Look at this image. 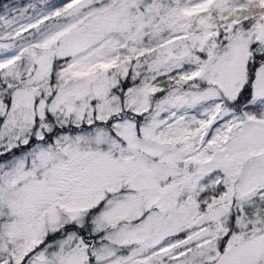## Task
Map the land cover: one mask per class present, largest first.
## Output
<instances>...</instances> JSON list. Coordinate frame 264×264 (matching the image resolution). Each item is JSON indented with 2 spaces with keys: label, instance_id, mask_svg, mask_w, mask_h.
I'll return each instance as SVG.
<instances>
[{
  "label": "snow or ice",
  "instance_id": "1",
  "mask_svg": "<svg viewBox=\"0 0 264 264\" xmlns=\"http://www.w3.org/2000/svg\"><path fill=\"white\" fill-rule=\"evenodd\" d=\"M0 264H264V0L0 5Z\"/></svg>",
  "mask_w": 264,
  "mask_h": 264
},
{
  "label": "rangeland",
  "instance_id": "2",
  "mask_svg": "<svg viewBox=\"0 0 264 264\" xmlns=\"http://www.w3.org/2000/svg\"><path fill=\"white\" fill-rule=\"evenodd\" d=\"M27 2H29V0H1L0 5L5 4V3L23 5Z\"/></svg>",
  "mask_w": 264,
  "mask_h": 264
},
{
  "label": "trees",
  "instance_id": "3",
  "mask_svg": "<svg viewBox=\"0 0 264 264\" xmlns=\"http://www.w3.org/2000/svg\"><path fill=\"white\" fill-rule=\"evenodd\" d=\"M1 1V0H0Z\"/></svg>",
  "mask_w": 264,
  "mask_h": 264
}]
</instances>
